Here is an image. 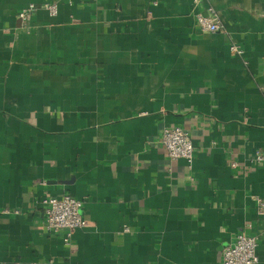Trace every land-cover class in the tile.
Instances as JSON below:
<instances>
[{
    "label": "crops",
    "instance_id": "1",
    "mask_svg": "<svg viewBox=\"0 0 264 264\" xmlns=\"http://www.w3.org/2000/svg\"><path fill=\"white\" fill-rule=\"evenodd\" d=\"M155 1L0 0V260L222 264L245 230L264 264V0ZM64 194L70 241L43 224Z\"/></svg>",
    "mask_w": 264,
    "mask_h": 264
},
{
    "label": "built area",
    "instance_id": "2",
    "mask_svg": "<svg viewBox=\"0 0 264 264\" xmlns=\"http://www.w3.org/2000/svg\"><path fill=\"white\" fill-rule=\"evenodd\" d=\"M157 2V0L155 1ZM52 12H56V6H51ZM29 10L21 12L23 18L29 16ZM199 26L206 31H221L222 26L212 15L199 14L197 17ZM238 51L237 47H233ZM160 142L166 148L172 159L183 158L191 163L195 157V147L188 130L182 126L166 127L163 129ZM43 224L50 231L64 232V239L70 241L73 231L86 225L82 213L83 201L70 194L61 196L49 195L42 200ZM259 207L264 212V200H258ZM125 231L129 227L125 226ZM258 237L243 230L236 234L234 241L223 248L222 264H259ZM0 264H7L0 260Z\"/></svg>",
    "mask_w": 264,
    "mask_h": 264
}]
</instances>
